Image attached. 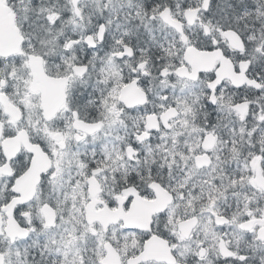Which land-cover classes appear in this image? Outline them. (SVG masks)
Instances as JSON below:
<instances>
[{
    "label": "snow or ice",
    "instance_id": "obj_1",
    "mask_svg": "<svg viewBox=\"0 0 264 264\" xmlns=\"http://www.w3.org/2000/svg\"><path fill=\"white\" fill-rule=\"evenodd\" d=\"M0 264H264V0H0Z\"/></svg>",
    "mask_w": 264,
    "mask_h": 264
}]
</instances>
